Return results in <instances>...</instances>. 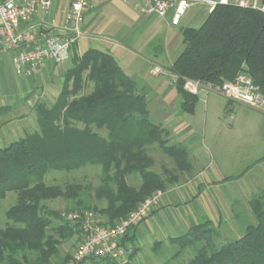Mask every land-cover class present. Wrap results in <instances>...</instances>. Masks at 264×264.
I'll return each instance as SVG.
<instances>
[{"label": "trees", "instance_id": "16d2710c", "mask_svg": "<svg viewBox=\"0 0 264 264\" xmlns=\"http://www.w3.org/2000/svg\"><path fill=\"white\" fill-rule=\"evenodd\" d=\"M182 37L185 48L169 72L176 78L184 112L194 113L199 100L184 88L187 80L219 86L247 73L264 96V11L260 7L220 4L200 27L184 28ZM71 61L55 102L35 106L39 130L0 148V199L9 192L17 194L6 213L9 223L0 228V264H71L78 248L64 258L61 248L83 232L86 214L102 226H116L145 200L167 192L177 182L174 172L152 169L155 159L150 152L155 148L173 159L176 171L193 172L195 167L189 149L170 144L169 130L151 121L145 96L111 54L88 49L82 55L75 53ZM88 83L93 88L83 93ZM232 103L228 100V107ZM88 165L102 170L94 198L103 206L90 202L88 187L62 188L45 182L52 171L68 173ZM132 175L141 178L138 188L128 184ZM58 198L72 201L71 210L45 205ZM248 206L255 223L247 225L241 237L218 245V231L210 220L193 224L184 235L170 238L179 247L174 257L191 248L195 255L187 264H264V195H253ZM63 213L80 217L71 221ZM123 244L134 247L128 257L132 260L139 249L130 232ZM163 244L157 241L152 249L158 252Z\"/></svg>", "mask_w": 264, "mask_h": 264}, {"label": "crops", "instance_id": "0c3cea01", "mask_svg": "<svg viewBox=\"0 0 264 264\" xmlns=\"http://www.w3.org/2000/svg\"><path fill=\"white\" fill-rule=\"evenodd\" d=\"M230 1L235 3L241 0ZM246 1L256 7H264V0ZM149 4L148 0H90L81 23L82 35L72 52V56L75 53L82 55L88 49H97L111 54L145 96L149 117L155 118L157 124L169 130L173 143L185 145L193 152L192 158L198 164V160H203L199 175L165 192L151 215L130 231L135 248L139 250L147 245L154 246L157 241L174 238L173 232L196 219L208 217L213 220L216 215L220 219L223 212L219 207L231 208L252 192L264 193V171L253 178H248L247 171L216 180L208 176L210 174L206 171L211 167L205 163L203 150L207 148L210 151V148L206 147L204 132L201 137L188 118L196 113L197 104L194 113L183 111L174 76L169 72L170 66L182 53V30L200 27L208 16L206 6L197 5L189 9L180 25L172 26L169 20L150 11ZM61 12L62 8L56 7L54 16L60 18ZM66 64L71 67V59L63 64L47 62L33 77L27 78L16 74L9 56H0V109L13 111L15 108L8 103L16 104L17 99L26 98L32 93L40 95V98L51 96L55 102L62 88L58 89L61 84L57 86L56 83L60 81L58 77ZM155 68L164 72L157 73ZM209 92L201 88L196 95L199 98L201 93L206 96ZM229 110H232V106ZM7 125L10 126L11 122ZM200 142L202 146H199ZM220 148L224 150L223 145ZM262 158L255 164L264 167ZM228 178L232 179L224 181ZM227 185H231L232 192Z\"/></svg>", "mask_w": 264, "mask_h": 264}, {"label": "rangeland", "instance_id": "374dc122", "mask_svg": "<svg viewBox=\"0 0 264 264\" xmlns=\"http://www.w3.org/2000/svg\"><path fill=\"white\" fill-rule=\"evenodd\" d=\"M67 5L68 0H54L53 15L55 14L56 7L60 6L64 12ZM63 12L61 13L63 14ZM184 48L185 46L181 43L180 53ZM67 67H69L68 64L63 65L64 70L58 77L60 81H57L56 84L57 86L61 84L58 89L62 87L61 82H63ZM92 88L93 85L88 83L83 93H89ZM51 99H53L51 96L50 98H40V95L32 93L28 98L17 99L16 104L14 102L8 103L7 105L15 108L13 111L0 110V148L39 130L35 106L39 103L51 106L54 103ZM231 106L232 110H229L228 100L216 92L211 91L206 96L201 93L196 106V113L193 116H188L194 124L196 132L198 131L201 137L204 132L206 147H209L210 151L204 148L203 154L205 163L210 164L211 167V170L206 171V173L210 174L208 176L212 177L211 179L215 180L228 176H236L246 171L248 178H253L259 172L264 171L263 166L255 164L256 161L264 156V112L237 102H233ZM150 119L152 122L157 123L155 118L150 117ZM8 122H11L10 126L7 125ZM232 127L233 129H231ZM100 133L106 135L105 131H100ZM169 143L175 144L171 141L170 136ZM202 145L201 143L199 146ZM222 145L224 146V150L220 148ZM150 153L155 159V165L152 168L154 171L162 173L165 168L178 176L177 182L172 187L184 185V183L199 175L200 164L204 165L203 160H198L200 163L198 164L192 158L193 152L190 151L195 168L193 172L181 173L178 170L176 171L177 167L173 159L165 156L158 149L155 148ZM250 166L252 168L249 170ZM101 174L102 170L100 167L88 165L74 172L52 171L46 176L45 182L48 186H60L62 188H65L68 184H80L88 187L90 202L93 205L103 206L104 203L98 202L94 198V188L101 184ZM127 180L128 184L134 188H138L141 184V178L138 175H132ZM227 186L232 192L231 185ZM255 194L264 195L263 192H252L251 195H247L243 201L231 208H227L226 206L218 208L223 212L221 213V218L219 219L216 215V218L210 220L218 231L216 239L218 245L241 237L244 234L245 227L255 223L252 212L247 204V201ZM16 200L17 194L15 192H9L4 199H0V228L8 225L9 221L6 213L15 205ZM45 205L52 209L68 211L72 208V201L58 198L47 201ZM209 219L212 218L196 219L189 223V225L186 224L180 227L177 232H173L172 236L176 238L184 235L193 224L204 223ZM83 240L84 236L81 233L66 241L61 248L62 258L67 255L72 256ZM163 242L164 244L160 246L158 252H154L153 246L147 245L140 249L132 260L126 259L119 262L121 264H187L195 255V251L188 248L175 258L174 256L179 251L178 245L170 239ZM86 262L92 261L91 259L85 260L82 264ZM53 264L55 263L53 262Z\"/></svg>", "mask_w": 264, "mask_h": 264}, {"label": "built area", "instance_id": "2783aa9c", "mask_svg": "<svg viewBox=\"0 0 264 264\" xmlns=\"http://www.w3.org/2000/svg\"><path fill=\"white\" fill-rule=\"evenodd\" d=\"M148 8L170 25H180L187 11L204 5L208 14L230 0H148ZM152 3V4H151ZM90 0H70L60 18L53 15L54 0H0V56H9L16 74L33 77L47 63L63 64L72 58V52L82 35L81 23ZM243 7L251 5L246 0L235 2ZM264 11V7H261ZM157 73H163L155 68ZM176 80V78L174 77ZM184 88L198 94L201 88L216 92L229 101L264 112V96L247 73H240L233 81L219 86L204 85L187 80ZM164 193H156L145 200L138 209L116 226H102L91 214L85 216L81 226L84 240L80 243L71 264L85 260L124 261L134 252L130 244H123L125 236L147 219L159 206ZM74 220L76 213H63Z\"/></svg>", "mask_w": 264, "mask_h": 264}]
</instances>
